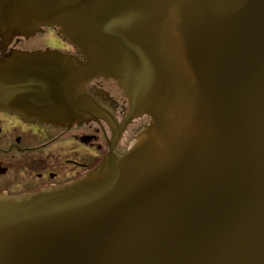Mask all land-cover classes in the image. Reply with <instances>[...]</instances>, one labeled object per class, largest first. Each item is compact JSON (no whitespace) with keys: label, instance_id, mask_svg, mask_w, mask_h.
<instances>
[{"label":"water","instance_id":"obj_1","mask_svg":"<svg viewBox=\"0 0 264 264\" xmlns=\"http://www.w3.org/2000/svg\"><path fill=\"white\" fill-rule=\"evenodd\" d=\"M0 19L4 38L56 27L84 58L0 75V106L80 124L106 78L124 125L150 119L77 182L1 197L0 264H264V0H0Z\"/></svg>","mask_w":264,"mask_h":264},{"label":"flooded vegetation","instance_id":"obj_2","mask_svg":"<svg viewBox=\"0 0 264 264\" xmlns=\"http://www.w3.org/2000/svg\"><path fill=\"white\" fill-rule=\"evenodd\" d=\"M0 19V61L12 52L17 57L11 72L0 75H56V54L78 50L64 40L56 27L44 26L33 36H2ZM44 54L37 57L32 54ZM53 54V55H52ZM58 75H65L59 60ZM99 113L91 120L61 126L24 116L0 106V198L62 189L77 182L106 155L122 156L134 138L149 124L148 116L124 125L129 104L113 79L96 78L88 85Z\"/></svg>","mask_w":264,"mask_h":264}]
</instances>
